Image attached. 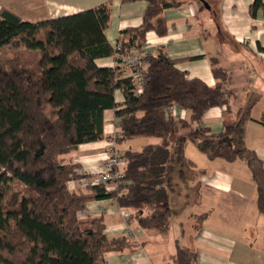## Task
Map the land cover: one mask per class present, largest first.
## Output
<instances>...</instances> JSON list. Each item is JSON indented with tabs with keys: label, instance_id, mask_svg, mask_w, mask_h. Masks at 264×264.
Segmentation results:
<instances>
[{
	"label": "trees",
	"instance_id": "trees-1",
	"mask_svg": "<svg viewBox=\"0 0 264 264\" xmlns=\"http://www.w3.org/2000/svg\"><path fill=\"white\" fill-rule=\"evenodd\" d=\"M131 1L136 0L122 3ZM144 1L148 8L141 26L124 30L117 40L138 53L146 33L159 29L162 11L178 4ZM259 11L264 14V4L254 0L248 12L255 18ZM109 20L108 4L36 23L0 10V56L8 51L38 56L36 73L17 62H0V264H108L106 255L132 244L125 236L108 238L102 217L79 219L95 201L113 200L129 212L127 222L141 229L167 230L173 215L167 203L179 195L184 169L190 170L191 181L200 174L184 157L187 140L178 135L179 129L199 127L210 109L229 110L228 74L215 59L210 66L216 83L208 87L187 79L160 48L155 55H144L143 91L135 95V83L126 71L95 63L115 53L105 37ZM117 92L122 103L115 101ZM171 105L188 111L189 123L166 116L164 109ZM106 110L114 111V126L120 132L117 146L154 140L122 154L126 166L116 182H103L101 174H77L80 164L71 156L81 145L106 139ZM198 131L202 137L190 141L210 160L246 165L256 187L257 211L264 219L263 161L254 150L235 149L223 141L236 131L232 123L227 122L216 139ZM84 180L90 181L85 187L80 185ZM71 182L77 187L69 189ZM175 263L197 264V254L176 242Z\"/></svg>",
	"mask_w": 264,
	"mask_h": 264
},
{
	"label": "crops",
	"instance_id": "crops-1",
	"mask_svg": "<svg viewBox=\"0 0 264 264\" xmlns=\"http://www.w3.org/2000/svg\"><path fill=\"white\" fill-rule=\"evenodd\" d=\"M253 1L175 0L178 4L162 11L157 21L159 29L146 33L145 45L141 48L146 55H155L159 48L163 49L176 62V68L186 73L187 79L200 80L208 87L216 83L211 73V59L223 70L229 68L226 83L229 110L226 107L210 109L199 127L192 124L185 130L179 129L178 134L187 140L185 158L200 173L193 181L188 179L184 198L181 195L185 193L174 195V200L185 201L197 196L192 211L186 209L177 218L184 229L179 245L197 254V264H264V219L257 211L256 187L246 165L242 161L210 160L190 141L193 137H202L198 128L207 132L206 137L219 138L229 122L236 127L232 146L254 150L264 165V14L259 11L255 18L250 16L248 8ZM104 4L110 6L105 37L111 47L121 32L141 26L148 8L144 0L127 3L122 0H0V10L7 9L24 21L36 23ZM158 32L165 34L160 36ZM121 60V56H112L95 63L98 67L114 68ZM232 65L241 82L246 74L253 72L248 86H232ZM115 101L123 102L119 92L115 94ZM174 109L170 117L189 123L188 111L177 106ZM104 121L106 139L79 147L90 149L97 145L100 150L108 149L109 137L116 130L113 110L104 112ZM239 127L243 128L240 134ZM254 138L260 140L254 142ZM123 144L116 146L117 149L122 150ZM106 150L88 151L83 154L88 155L86 162L82 159L81 164L75 155L73 158L81 171L99 174ZM70 184L71 189L77 187L73 182ZM128 216L129 212L119 209L113 200H101L88 203L78 217L81 220L102 217L108 238L125 236L132 244L121 253L106 255L108 264H176L178 241L170 232V221L167 230L141 229L134 223L129 224Z\"/></svg>",
	"mask_w": 264,
	"mask_h": 264
},
{
	"label": "rangeland",
	"instance_id": "rangeland-1",
	"mask_svg": "<svg viewBox=\"0 0 264 264\" xmlns=\"http://www.w3.org/2000/svg\"><path fill=\"white\" fill-rule=\"evenodd\" d=\"M223 43H227V42H223ZM37 60H38V56L37 55L31 54V53H27V52H24V51L15 52V53L12 52V51H8V52L5 53V55L3 54V56L2 55L0 56V62L3 63L5 66L8 63L12 64L13 62L14 63L17 62L18 65L24 66L25 68L31 70V72H33V73L37 72V70L35 68ZM226 62H227V60H226ZM224 71L226 73L229 72V68L225 67ZM232 73H233V77H234L232 79V86L233 87H236V86L237 87H241L243 84L248 86L249 85L248 84V78H249L250 75H253V72L251 71L250 74H246V78H244L243 82H241L240 78L238 77L237 71L233 67V65H232ZM226 86H227V84H226ZM242 129H239V131L237 133L240 134L243 131ZM259 140H260L259 138H254V142L255 141H259ZM153 141L154 140H152V139H137V140L130 141L128 144L126 142L125 144L122 145V147H123L122 150L119 149V152L123 154L128 149L129 150L131 149L132 151H137V150H140V148L145 146L147 143H150V142H153ZM223 141H225L226 143H229L231 145V147H232V136H225ZM109 147H112V145L108 146L107 148H109ZM82 148H84V147H79L77 151H75V152L73 151L71 153V156L75 155V157L77 158L78 162H80V160H82V159H83V161H85V157H87L88 155L84 156L83 154H86V153L88 154V151L92 152V153H99L100 151L103 152V151L106 150V149H101L100 150V148L97 145L90 146V149H82ZM184 157H185V155H184ZM81 162H80V164H81ZM77 174H79L81 176H84V175H86L88 173L81 171V167H80V169L77 171ZM184 174H185V176L182 177V184L178 187V191H177L178 192L177 194H179V196L181 194L185 193L188 179L191 178V172H190L189 169H184ZM89 183H90V181H88V180L82 181V185L83 186H87ZM68 186H69V189L72 188V185L70 183L68 184ZM181 196L184 198L186 196V193L184 195H181ZM196 198H197V196H195L191 201H185V200H182V199H176V200L171 199L167 203L168 207L173 212V215H172L171 220H170V226H171L170 232L172 233V236L174 237V239H176L178 241L179 244L182 241L181 232L184 229H182V226L180 225L181 220L178 221L177 218L186 209H188L189 212L192 211V206H193L192 203L196 200Z\"/></svg>",
	"mask_w": 264,
	"mask_h": 264
},
{
	"label": "built area",
	"instance_id": "built-area-1",
	"mask_svg": "<svg viewBox=\"0 0 264 264\" xmlns=\"http://www.w3.org/2000/svg\"><path fill=\"white\" fill-rule=\"evenodd\" d=\"M113 49L115 51L114 56L122 57V60L117 64V66L127 72L126 77L132 79L135 83V95H140L143 91L144 73L147 66L144 59V55H146L145 52H143L142 49L139 53L133 49H125L120 42H116ZM174 108V105L166 107L164 109L165 115L172 116L175 110ZM119 138L120 132L116 128V130L109 137L110 145H112V147H109L106 151L103 160L104 167L99 172L103 182H116L123 178V171L126 165L122 158L123 155L119 152L115 143V140ZM114 168H116L115 171L113 170Z\"/></svg>",
	"mask_w": 264,
	"mask_h": 264
}]
</instances>
